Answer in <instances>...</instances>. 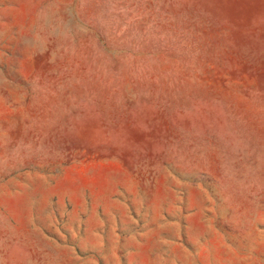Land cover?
<instances>
[{"label":"rangeland","instance_id":"1","mask_svg":"<svg viewBox=\"0 0 264 264\" xmlns=\"http://www.w3.org/2000/svg\"><path fill=\"white\" fill-rule=\"evenodd\" d=\"M0 264H264V0H0Z\"/></svg>","mask_w":264,"mask_h":264}]
</instances>
